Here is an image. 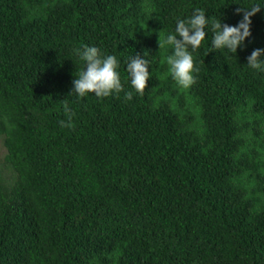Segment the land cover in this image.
I'll return each instance as SVG.
<instances>
[{
	"label": "trees",
	"instance_id": "trees-1",
	"mask_svg": "<svg viewBox=\"0 0 264 264\" xmlns=\"http://www.w3.org/2000/svg\"><path fill=\"white\" fill-rule=\"evenodd\" d=\"M253 2L0 0V264H264V71L246 65L264 9L236 57L208 33L188 88L158 46L194 9L236 25ZM84 45L117 57L124 91L69 94Z\"/></svg>",
	"mask_w": 264,
	"mask_h": 264
},
{
	"label": "clouds",
	"instance_id": "clouds-1",
	"mask_svg": "<svg viewBox=\"0 0 264 264\" xmlns=\"http://www.w3.org/2000/svg\"><path fill=\"white\" fill-rule=\"evenodd\" d=\"M264 9V0H255L248 6L236 9L235 14L241 19L236 25L222 22L221 18L212 19L206 16L203 9H194L184 19L176 18L174 30L163 37L159 33V49H171L165 62L168 73L177 86L188 88L195 82L193 53H195L211 32L210 47L215 51L226 52L236 57L238 50L246 47V41L252 36V17ZM75 56L83 62V66L74 75L72 89L69 94L84 98L89 93L97 98H105L124 91L119 72V61L115 55L102 52L96 46L84 45L74 49ZM127 81L130 88L142 95L151 80L150 62L141 55H132L125 61ZM250 69L264 71V48L254 49L247 56ZM133 91H125L124 99L131 101ZM65 119L59 120L62 128H72V110L67 103L63 104Z\"/></svg>",
	"mask_w": 264,
	"mask_h": 264
},
{
	"label": "rangeland",
	"instance_id": "rangeland-1",
	"mask_svg": "<svg viewBox=\"0 0 264 264\" xmlns=\"http://www.w3.org/2000/svg\"><path fill=\"white\" fill-rule=\"evenodd\" d=\"M3 142H4V138L0 135V161H3L7 154V150Z\"/></svg>",
	"mask_w": 264,
	"mask_h": 264
}]
</instances>
